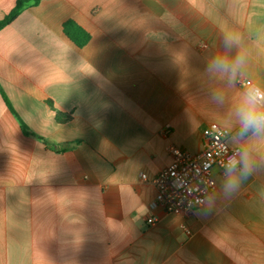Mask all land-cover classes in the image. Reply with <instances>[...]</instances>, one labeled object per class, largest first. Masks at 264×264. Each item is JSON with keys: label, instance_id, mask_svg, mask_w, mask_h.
Returning <instances> with one entry per match:
<instances>
[{"label": "crops", "instance_id": "crops-1", "mask_svg": "<svg viewBox=\"0 0 264 264\" xmlns=\"http://www.w3.org/2000/svg\"><path fill=\"white\" fill-rule=\"evenodd\" d=\"M16 1L0 0V19ZM70 20L85 46L65 35ZM243 80L264 92V0H42L22 12L0 30V88L50 147L0 92V264H264V124L240 133L261 109ZM210 123L230 132L239 169L214 168L216 190L188 217L151 210L170 146L201 152Z\"/></svg>", "mask_w": 264, "mask_h": 264}, {"label": "built area", "instance_id": "built-area-1", "mask_svg": "<svg viewBox=\"0 0 264 264\" xmlns=\"http://www.w3.org/2000/svg\"><path fill=\"white\" fill-rule=\"evenodd\" d=\"M238 84L261 106L257 116H264V92L251 80L238 81ZM263 124L264 120H260L254 126ZM229 137L228 130L217 123H210L203 131L201 152L191 153L170 146L171 164L152 181L156 197L150 205L151 210L188 217L195 209L203 207L210 194L216 190L213 169L219 168L224 173L239 169L241 150L230 146ZM233 160L236 161L234 168L230 163ZM141 179L147 180V175L142 174ZM159 221L158 216H151L147 220L149 225ZM184 229L190 234L186 227Z\"/></svg>", "mask_w": 264, "mask_h": 264}, {"label": "trees", "instance_id": "trees-1", "mask_svg": "<svg viewBox=\"0 0 264 264\" xmlns=\"http://www.w3.org/2000/svg\"><path fill=\"white\" fill-rule=\"evenodd\" d=\"M41 1L42 0H17L14 8L8 14H6L4 18L0 19V30L11 25L20 16L22 12H24L29 7L38 5ZM63 28L65 35L79 48L85 46L90 41L91 35L72 20L65 22ZM0 92H2L1 88ZM2 95L6 102V105L18 120L22 132L27 136L35 137L36 139L41 141L47 148H49V141L33 134L27 124L22 121L19 115L15 112L10 101L7 99L3 92ZM46 103L55 112V119L59 124H66L72 121V114L64 113L57 110L51 100L46 101ZM255 129L256 127L254 125H250L242 129L240 133L244 136L250 135L255 131Z\"/></svg>", "mask_w": 264, "mask_h": 264}, {"label": "clouds", "instance_id": "clouds-1", "mask_svg": "<svg viewBox=\"0 0 264 264\" xmlns=\"http://www.w3.org/2000/svg\"><path fill=\"white\" fill-rule=\"evenodd\" d=\"M245 120L246 122L248 123H252V124H256L258 123L260 120H264V116H257V115H254L252 112H248L246 113L245 115ZM232 167L234 168L235 167V164H236V161H231L230 162ZM245 167H247V165L245 164ZM231 170V169H230Z\"/></svg>", "mask_w": 264, "mask_h": 264}, {"label": "rangeland", "instance_id": "rangeland-1", "mask_svg": "<svg viewBox=\"0 0 264 264\" xmlns=\"http://www.w3.org/2000/svg\"><path fill=\"white\" fill-rule=\"evenodd\" d=\"M217 170H214L213 173H216Z\"/></svg>", "mask_w": 264, "mask_h": 264}]
</instances>
